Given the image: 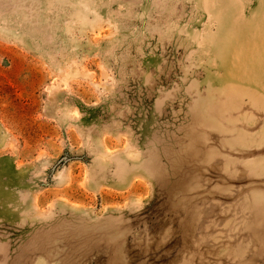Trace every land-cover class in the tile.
Instances as JSON below:
<instances>
[{
  "label": "rangeland",
  "instance_id": "1",
  "mask_svg": "<svg viewBox=\"0 0 264 264\" xmlns=\"http://www.w3.org/2000/svg\"><path fill=\"white\" fill-rule=\"evenodd\" d=\"M0 264H264V0H0Z\"/></svg>",
  "mask_w": 264,
  "mask_h": 264
}]
</instances>
